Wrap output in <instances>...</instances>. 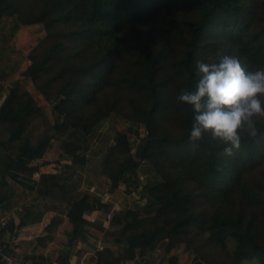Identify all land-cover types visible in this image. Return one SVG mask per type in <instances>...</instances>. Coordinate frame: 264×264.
Wrapping results in <instances>:
<instances>
[{
	"label": "trees",
	"instance_id": "trees-1",
	"mask_svg": "<svg viewBox=\"0 0 264 264\" xmlns=\"http://www.w3.org/2000/svg\"><path fill=\"white\" fill-rule=\"evenodd\" d=\"M1 41L10 49L3 47L8 69H1L0 60V79L10 72L16 84L5 97L0 89V125L9 129L8 141H0V190L13 192L9 173L25 172L26 163L43 158L50 133L86 141L112 116V143L102 168L107 174L115 165L107 176L108 194L125 209L109 222L119 227L116 249L96 250V262L145 264L156 244L167 240L160 264H190L193 251L183 239L196 231L218 249L233 245L229 261L204 264H264V220L248 215L264 207V183L247 178L264 156V121L255 139L245 137L240 150L225 157L224 146L207 138L190 142L194 112L176 99L182 90L195 89L198 59L227 52L249 69L264 67V0H0ZM45 106L52 126L29 141L30 122ZM129 123L145 127L141 157L111 159L123 148L129 153ZM61 151L57 166L85 165L86 149L78 142H62ZM73 174L42 173L33 191L12 201L18 205L36 195L33 200L45 211L67 216L70 245L85 241L86 227L95 226L89 219L93 211L110 209L79 193ZM132 184L143 187L142 205L131 203ZM7 193L0 192V207ZM234 195L238 201L232 206ZM57 197L67 209L50 201ZM200 200L208 212L198 210ZM5 215L4 206L0 220ZM36 218L24 211L19 226ZM70 256L67 252L58 264H70ZM38 259L31 261L40 264Z\"/></svg>",
	"mask_w": 264,
	"mask_h": 264
},
{
	"label": "rangeland",
	"instance_id": "rangeland-1",
	"mask_svg": "<svg viewBox=\"0 0 264 264\" xmlns=\"http://www.w3.org/2000/svg\"><path fill=\"white\" fill-rule=\"evenodd\" d=\"M3 47H7L10 49V44L8 41H1L0 42V60H1V69L7 70L8 66L4 65L3 61V54L2 52L5 51ZM16 78L15 75L12 73H8L6 76L0 79V89L2 95H8L11 88L15 86ZM54 117L50 113V110L47 106H45L43 112L38 114L31 120V126L29 131L27 132L29 141H35L39 138V136L46 131V129L52 126V122ZM104 123V126H103ZM111 123H112V116L108 119H105L100 125L99 132H96L93 136L87 138L86 141L78 140L76 138H70L66 135H59L56 133H50L49 136L52 138L48 148L46 149L44 156L41 160H38L37 163H45L51 162L53 163V169L60 173H70L74 171L72 175L73 181L75 183V187L79 193H85L92 196L93 199L102 200L103 203H106L110 206L109 211L101 210L97 215H95L91 220L95 221L93 228H88V232L90 237L85 241H76L73 245L68 244L66 248H61L60 243L56 245L52 249V255L50 256V261L48 263L41 262L40 264H54L56 262L58 264V260L61 256H64L67 252L71 255V263L76 264L77 259H80V264H101L96 262V250L100 246L103 248H111L116 249V246L113 244L114 238H116V233L119 227H111L110 223L107 222V215L110 212H113L116 217L121 214V212L125 209L122 202L115 197H112L108 194V181L107 176L111 170H114L115 165H109L107 168V174H103L102 163L104 160V156L106 152L109 150V146L112 143L113 133L111 130ZM103 126V127H102ZM129 153L125 154L123 148L120 155H116L111 159L114 160H122L128 156H135V154L143 147V144L147 140V134L145 127L143 125H136L129 123ZM102 129V130H101ZM8 134L9 129L6 125H0V141H8ZM71 142L75 143L78 142L83 146L86 151V163L85 165L80 168L78 165H71V170L66 169L64 170L61 166H57L55 162L59 159L60 155L62 154L61 151V144L62 142ZM17 148V143L11 144L9 149L10 152H15ZM4 151L0 149V155H3ZM12 153V154H13ZM69 164V162H67ZM115 164V163H114ZM248 181L251 182H263L264 183V156L258 159L252 170L249 172ZM119 187L121 189H125V186L120 183ZM128 191H130V200L131 203H135L137 205H142L143 201L140 199V195L143 192V187L140 186L139 188L136 187L135 184L129 186ZM36 195H33L32 199L27 198V200L22 204L24 207L27 206L28 203L31 204L32 202L36 203L37 209L35 212L40 213L43 209L41 206L42 202H40V206L38 202H35ZM37 198V197H36ZM58 198V197H57ZM54 198L50 201L54 203V205H59L60 207H64L65 203L60 204L61 201L59 198ZM38 199V198H37ZM238 199L234 195L231 199V205L235 206ZM31 202V203H30ZM51 203V202H49ZM198 210L203 212H208L209 207L204 203L202 200L198 201L197 203ZM67 209V206H65ZM59 216L55 218L57 220L62 219V221H66L65 226L62 227V232L68 233L69 228H67L70 223L68 222V218H63L64 214L61 212H55ZM254 214L258 220H264V207L255 208L252 211H248L249 217ZM122 215V214H121ZM62 216V218H61ZM106 221V226L108 229L105 231H101L98 229L99 226L102 225ZM105 224V223H104ZM44 234V232H43ZM186 242L187 247H189L193 251V261L190 264H204L206 262L210 263H223L225 261H229L227 252H230L233 248L231 243L227 244L225 250L218 249L214 247L206 238V235L197 234L196 231L190 232L188 236L184 237L183 239ZM63 243V242H61ZM64 245V244H63ZM66 245V244H65ZM168 250V241L167 240H160L155 249L146 255L145 261L148 264H160L163 257L165 256ZM72 256L75 258H72ZM180 262H185V257H180ZM243 264H255V263H243Z\"/></svg>",
	"mask_w": 264,
	"mask_h": 264
},
{
	"label": "clouds",
	"instance_id": "clouds-1",
	"mask_svg": "<svg viewBox=\"0 0 264 264\" xmlns=\"http://www.w3.org/2000/svg\"><path fill=\"white\" fill-rule=\"evenodd\" d=\"M194 90L176 97L194 112L189 139L194 145H223V155L233 156L245 137L255 139L264 121V67L249 69L236 54L222 53L195 62Z\"/></svg>",
	"mask_w": 264,
	"mask_h": 264
},
{
	"label": "crops",
	"instance_id": "crops-1",
	"mask_svg": "<svg viewBox=\"0 0 264 264\" xmlns=\"http://www.w3.org/2000/svg\"><path fill=\"white\" fill-rule=\"evenodd\" d=\"M2 97H5V95H2ZM100 126L97 129V132H99ZM37 162L38 160L26 163L28 170L25 172L12 171L9 173L8 183L13 192L11 191L7 193L4 189L0 190L2 195L7 193L6 196L8 197L3 205H1L2 208L4 206L6 207V215L0 220V244H9L12 248L11 252L19 258L32 260V258L38 257L40 263H48L51 258L50 256L52 255V249L56 247V245L60 243L61 248H66L68 246L70 232L72 230L71 224L67 227L69 228L68 233H63L62 227L65 226L66 221H62V219L57 220L55 217L59 215L54 211L42 210L40 213H37L35 212L37 209L36 203H28L27 206L29 207H24L22 205L26 200L18 205L12 204L13 199L16 198L20 192L30 193V191L35 189L36 183L42 173L56 172V170L53 169L54 165H45L44 163ZM14 193L15 195H13ZM24 211L31 212L34 215H37L38 218L31 221L29 220L28 224L25 226H19L20 215H23ZM98 213L99 211H93L90 214L89 219L93 218ZM63 218H67V216L64 215ZM104 223L102 225L106 230L108 229V226L105 227L106 221H104ZM93 227H86V229L88 231V228ZM89 237V232H87L85 240ZM39 238H46V240L41 244L38 242ZM79 241L82 240L79 239L78 242ZM72 258L74 257L72 256ZM71 261L72 260L70 259V263ZM75 261L76 264H80V259ZM53 263L57 264L56 262Z\"/></svg>",
	"mask_w": 264,
	"mask_h": 264
},
{
	"label": "built area",
	"instance_id": "built-area-1",
	"mask_svg": "<svg viewBox=\"0 0 264 264\" xmlns=\"http://www.w3.org/2000/svg\"><path fill=\"white\" fill-rule=\"evenodd\" d=\"M113 217V212H110L107 215V222L109 223ZM6 245H0V264H34L31 260H25L17 257L11 251H6ZM104 248L100 246L99 251H102ZM145 264H147L145 262Z\"/></svg>",
	"mask_w": 264,
	"mask_h": 264
},
{
	"label": "water",
	"instance_id": "water-1",
	"mask_svg": "<svg viewBox=\"0 0 264 264\" xmlns=\"http://www.w3.org/2000/svg\"><path fill=\"white\" fill-rule=\"evenodd\" d=\"M143 148H144V147H142V148L136 153V157H137V158H140V157H141V154H142Z\"/></svg>",
	"mask_w": 264,
	"mask_h": 264
}]
</instances>
